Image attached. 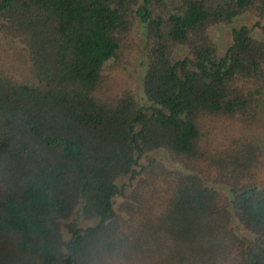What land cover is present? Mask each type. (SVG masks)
<instances>
[{
  "label": "trees",
  "instance_id": "16d2710c",
  "mask_svg": "<svg viewBox=\"0 0 264 264\" xmlns=\"http://www.w3.org/2000/svg\"><path fill=\"white\" fill-rule=\"evenodd\" d=\"M246 13L0 0V264H264V40L210 33ZM136 22L145 103L110 93Z\"/></svg>",
  "mask_w": 264,
  "mask_h": 264
},
{
  "label": "rangeland",
  "instance_id": "374dc122",
  "mask_svg": "<svg viewBox=\"0 0 264 264\" xmlns=\"http://www.w3.org/2000/svg\"><path fill=\"white\" fill-rule=\"evenodd\" d=\"M259 22V18L254 13H246L242 15L234 25L232 24H220L211 28V36L219 43L221 47V52H225L226 49L231 45L232 39V29L233 27L247 26L252 30V34L255 38L259 40H264V22L261 23V27H257L256 24ZM145 34L143 27L139 22H136L132 29L131 41L135 44V47H131L127 50V57L121 63V66L115 71V79L110 78L109 82H112L110 93H116L118 91L130 90L132 91L137 99L145 103V94L143 87V79L146 74V67L143 62L144 57L141 54L140 48L144 44ZM185 48L177 50V57H182L186 55ZM157 158L160 162L167 164L170 168H179L178 164H175L170 159L168 153L163 150H155L146 154L141 163L143 165L149 164L150 161ZM129 178L123 180V182H128Z\"/></svg>",
  "mask_w": 264,
  "mask_h": 264
}]
</instances>
